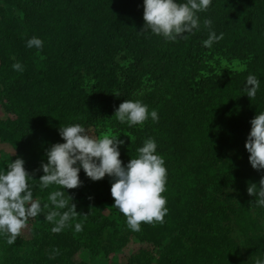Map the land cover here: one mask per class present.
<instances>
[{
  "label": "trees",
  "instance_id": "1",
  "mask_svg": "<svg viewBox=\"0 0 264 264\" xmlns=\"http://www.w3.org/2000/svg\"><path fill=\"white\" fill-rule=\"evenodd\" d=\"M142 4L0 0V107L6 114L0 143L13 151L9 162L24 160L41 206L50 205L48 194L58 188L40 190L41 163L51 145L64 142L59 128L79 123L93 136L120 134L122 164L154 139L167 169L162 195L168 209L163 222H142L132 231L118 209L117 219L99 209L114 204L111 178L92 181L81 169L80 186L64 190L79 215L53 233L42 207L31 241L18 235L9 245L7 235L0 236V264H75L69 244L93 263L101 252L103 260L122 254L129 242L151 251L140 249L126 264L264 259V208L247 193L250 184L259 188L264 170L251 168L244 148L250 120L264 111V0H211L197 13L199 27L175 42L142 32ZM210 30L223 38L205 47ZM33 36L43 41L41 50L26 47ZM223 59L244 68L226 73ZM16 62L22 72L13 70ZM249 74L260 80L250 99L242 90ZM124 100H140L158 120L132 127L117 121L114 111ZM77 223L82 231H75Z\"/></svg>",
  "mask_w": 264,
  "mask_h": 264
},
{
  "label": "clouds",
  "instance_id": "2",
  "mask_svg": "<svg viewBox=\"0 0 264 264\" xmlns=\"http://www.w3.org/2000/svg\"><path fill=\"white\" fill-rule=\"evenodd\" d=\"M210 3L211 0H186L183 3L178 0H143L142 32H150L173 42L187 38L185 34L199 27L197 13L207 10ZM204 25L211 29L212 21L205 19ZM222 38L223 33L217 35L210 30L203 45L211 47ZM26 47L41 50L43 41L33 36L26 41ZM12 68L19 72L24 70L20 62L14 63ZM259 87L260 80L249 74L242 90L250 99L256 96ZM114 117L129 127L142 126L149 117L154 122L158 120L157 112H149L148 106L140 100H124L115 109ZM249 123L250 131L244 143L249 154L248 162L252 169L264 170V111L257 113ZM59 136L64 142L53 144L48 149L47 162L40 166L43 175L37 181L40 190L58 186L48 194L51 206H41L40 200L33 197V186L29 182L34 180L25 170L23 159L16 158L9 162L6 171L0 169V236L6 234L9 245L15 243L21 230L31 218L41 213L42 207L48 209L44 219L53 223V233L62 232L69 220L79 215L64 190L80 186L78 174L81 169L92 181H99L106 175L111 178L112 208L124 215L132 231H140L142 222H163L168 211L166 197L162 195L166 191L167 169L156 151L154 139H146L143 146L137 149L138 155L122 164L119 159V147L124 143L122 140L108 135H90L79 123L60 127ZM259 184V188L250 184L247 193L256 197L257 206L264 208V177ZM74 227L75 231H82L81 224L77 223ZM255 264H264V259H257Z\"/></svg>",
  "mask_w": 264,
  "mask_h": 264
},
{
  "label": "rangeland",
  "instance_id": "3",
  "mask_svg": "<svg viewBox=\"0 0 264 264\" xmlns=\"http://www.w3.org/2000/svg\"><path fill=\"white\" fill-rule=\"evenodd\" d=\"M242 66L243 65L238 61H235V60L229 61V60L223 59L221 63V67H222L221 70L226 73L227 72L229 73V71H240L242 70ZM5 115H6L5 112L0 107V118H5ZM101 135H108L109 137L113 139L116 138L118 141L122 140V138L120 137V134L114 133V131L113 132L112 131L101 132L100 134H98V136H101ZM12 154H13L12 149H10L6 144L0 143V169H5V171L7 170L9 158ZM33 197L35 199H38L34 195V193H33ZM112 205L113 203H107V202L101 203L99 204V209L101 213H103L104 215H108V216L111 215L110 216L111 218L117 219V214L113 215L116 212L115 211L116 208H112ZM41 220H42L41 214H39L36 218H31L26 224V226L21 230L20 236H22L23 239L27 241H31L33 239L32 231L36 229L37 227H39ZM236 237H238L237 234H236ZM104 244L108 245V241H106ZM69 246H71L72 248L70 251H72L73 261L75 264H79L81 263V261H83L84 264H103L104 261L107 259L106 258L103 260V257H100L102 256V252H101L100 255L97 257V259L93 261V263L91 262L88 263L87 257L83 251L81 250L76 251L77 249H75L73 244H69ZM140 249L151 251V248L147 244H141L140 242H137V243L129 242L126 249L124 250L122 254H118L117 256L109 255L106 264H126L127 262H129V258H130L129 256L133 255L134 253H137ZM73 251H76V252L73 253ZM139 259L142 260V257H139ZM130 261L133 262L134 259H131ZM152 264H156V263L152 261Z\"/></svg>",
  "mask_w": 264,
  "mask_h": 264
}]
</instances>
